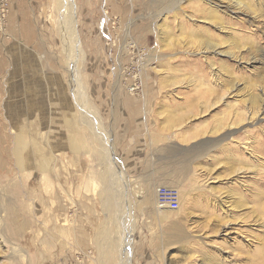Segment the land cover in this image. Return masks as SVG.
<instances>
[{
    "label": "rangeland",
    "instance_id": "obj_1",
    "mask_svg": "<svg viewBox=\"0 0 264 264\" xmlns=\"http://www.w3.org/2000/svg\"><path fill=\"white\" fill-rule=\"evenodd\" d=\"M3 2L0 264H264V0Z\"/></svg>",
    "mask_w": 264,
    "mask_h": 264
},
{
    "label": "built area",
    "instance_id": "obj_2",
    "mask_svg": "<svg viewBox=\"0 0 264 264\" xmlns=\"http://www.w3.org/2000/svg\"><path fill=\"white\" fill-rule=\"evenodd\" d=\"M6 1V0H4ZM5 5V6H4ZM7 4L0 0V33H3V26L7 18ZM156 206L159 208L175 209L179 206L178 196L174 189L166 186L157 188L156 191Z\"/></svg>",
    "mask_w": 264,
    "mask_h": 264
},
{
    "label": "bare ground",
    "instance_id": "obj_3",
    "mask_svg": "<svg viewBox=\"0 0 264 264\" xmlns=\"http://www.w3.org/2000/svg\"><path fill=\"white\" fill-rule=\"evenodd\" d=\"M223 3V2H222ZM69 6H70V3L68 2V0H59V6L58 8H60L61 10V24L63 26H61V30H62V33H61V36H66V35H70V32L72 34V26H70V21L68 19V17L66 18V13L67 11H69ZM235 6L238 7H244L245 9H250L249 6L247 4H244L240 1H236L235 3ZM70 14V13H69ZM70 16V15H69ZM71 17V16H70ZM67 19V20H66ZM72 20V19H71ZM74 24V23H73ZM75 31V30H73ZM71 36V35H70ZM74 38V37H73ZM69 40V46H68V54L70 55V58L72 59V61L74 62V60L76 59L77 56H74V52H72L73 50L75 51V48H78L77 45L75 46V42L74 41H71V38L68 39ZM67 40V41H68ZM66 41V40H65ZM69 59V58H68ZM73 65V64H72ZM97 138V137H96ZM102 146V145H101ZM104 152V150L102 151ZM115 179V178H114ZM264 182V180H263ZM121 259V257L119 258V260Z\"/></svg>",
    "mask_w": 264,
    "mask_h": 264
}]
</instances>
